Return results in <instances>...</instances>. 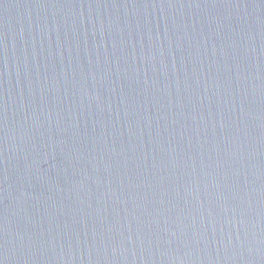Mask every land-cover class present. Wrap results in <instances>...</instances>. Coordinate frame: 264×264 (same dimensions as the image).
Here are the masks:
<instances>
[{
  "label": "water",
  "instance_id": "1",
  "mask_svg": "<svg viewBox=\"0 0 264 264\" xmlns=\"http://www.w3.org/2000/svg\"><path fill=\"white\" fill-rule=\"evenodd\" d=\"M0 264H264V0H0Z\"/></svg>",
  "mask_w": 264,
  "mask_h": 264
}]
</instances>
